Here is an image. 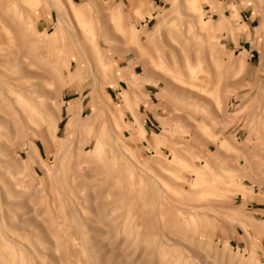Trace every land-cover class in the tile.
<instances>
[{
	"label": "rangeland",
	"instance_id": "rangeland-1",
	"mask_svg": "<svg viewBox=\"0 0 264 264\" xmlns=\"http://www.w3.org/2000/svg\"><path fill=\"white\" fill-rule=\"evenodd\" d=\"M262 19L0 0V264H264Z\"/></svg>",
	"mask_w": 264,
	"mask_h": 264
},
{
	"label": "crops",
	"instance_id": "crops-1",
	"mask_svg": "<svg viewBox=\"0 0 264 264\" xmlns=\"http://www.w3.org/2000/svg\"><path fill=\"white\" fill-rule=\"evenodd\" d=\"M232 1H236V0H232ZM237 1H239V0H237ZM243 10H244V8H241V9L239 10V19H238V20H239L241 23H245L246 28H247V24H246L245 19H247L248 16L245 15V13L243 12ZM253 18H254V17H253ZM253 18L248 19V22L252 21ZM257 24H258V22H257L256 24H254L253 26H255V25H257ZM247 29H249V27H248ZM262 30H264V19L261 20V24L256 28V32H260V31H262ZM248 31H249V30H248ZM259 51H260L259 56L262 57L261 60H263V59H264V53H263L262 47L259 48ZM257 52H258V50L256 49V54H257V56H258V53H257Z\"/></svg>",
	"mask_w": 264,
	"mask_h": 264
}]
</instances>
